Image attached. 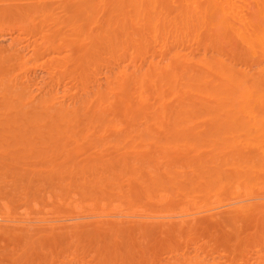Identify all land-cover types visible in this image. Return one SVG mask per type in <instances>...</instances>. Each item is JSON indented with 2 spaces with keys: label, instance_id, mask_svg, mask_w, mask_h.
<instances>
[{
  "label": "bare ground",
  "instance_id": "6f19581e",
  "mask_svg": "<svg viewBox=\"0 0 264 264\" xmlns=\"http://www.w3.org/2000/svg\"><path fill=\"white\" fill-rule=\"evenodd\" d=\"M4 31L0 264H264V0H0Z\"/></svg>",
  "mask_w": 264,
  "mask_h": 264
},
{
  "label": "rangeland",
  "instance_id": "374dc122",
  "mask_svg": "<svg viewBox=\"0 0 264 264\" xmlns=\"http://www.w3.org/2000/svg\"><path fill=\"white\" fill-rule=\"evenodd\" d=\"M7 32L9 33V31L7 30ZM6 31H4V33L2 32V34L0 33V42L1 43H3V44H5V45H8V44H10L11 43V40H10V38L8 37V33H7ZM6 34H7V37L5 38V36H6ZM5 35V36H4ZM1 38H3V40H1ZM5 38V39H4Z\"/></svg>",
  "mask_w": 264,
  "mask_h": 264
}]
</instances>
